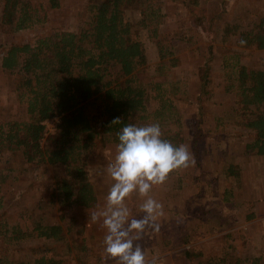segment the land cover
<instances>
[{
    "label": "rangeland",
    "instance_id": "1",
    "mask_svg": "<svg viewBox=\"0 0 264 264\" xmlns=\"http://www.w3.org/2000/svg\"><path fill=\"white\" fill-rule=\"evenodd\" d=\"M30 1L46 7L47 23L12 34L4 33L0 25V45L34 44L39 36L54 28L78 33L88 17L90 0H56L59 4L56 9L50 7V0ZM152 3L160 5L164 21L158 37L151 36L149 30L141 33L139 40L146 64L138 69L137 77L147 86L160 84L161 91L173 100L181 127L174 117L169 121L170 128L183 131L185 145L195 163L171 173L164 185L149 193L164 205L165 216L158 221L159 231L146 230L136 243L146 258L149 261L156 258L157 264H264V156L246 152V145L252 141L251 132L237 124L240 106L235 93L227 91L232 83L229 77L236 75L239 66L264 69V50H242L237 46V37L225 35L229 26L247 30L263 20L264 0H199L198 4L192 0H152ZM3 4L4 0H0V19ZM137 7L136 0L124 7L127 18L133 22L142 17ZM1 52L0 122L23 119L26 108L17 102L18 81L2 68ZM207 64L211 66L216 89L209 99L199 101L202 87L199 72ZM110 74L112 78L117 76L115 69ZM160 105L153 97L148 101L151 111ZM95 109L92 107L90 112ZM188 121L204 131L197 151L192 144L199 128H189ZM46 122L43 146L50 145L49 138L56 133L58 124L57 120ZM116 146L100 145L83 159L86 177L99 198V208L112 184L106 167L114 159ZM0 170L7 175L1 189L4 211L0 213V225L7 220L8 228L18 225L28 233L42 221L62 225L66 233L63 242L26 238L10 243L11 234L0 235V260L31 261L42 250L49 254L54 249L63 264H114L102 256L105 230L99 223L88 221L89 211L54 200L56 179L69 176L65 167L27 164L18 154L0 152ZM141 202L135 193L126 200V206L133 212L130 219L143 215L139 211ZM78 231L87 242L85 252L68 249ZM189 248L200 254L191 263L181 253Z\"/></svg>",
    "mask_w": 264,
    "mask_h": 264
},
{
    "label": "trees",
    "instance_id": "2",
    "mask_svg": "<svg viewBox=\"0 0 264 264\" xmlns=\"http://www.w3.org/2000/svg\"><path fill=\"white\" fill-rule=\"evenodd\" d=\"M192 1L198 4L199 0ZM136 2L142 16L137 22L129 20L124 10L132 0H90L87 20L78 33L54 28L39 36L34 44L0 45L2 68L16 77L17 102L26 108L25 118L0 122V152L18 154L27 164L65 167L69 176L56 179L53 192L54 200L61 204L82 207L89 212L99 208V198L86 177L83 159L100 145H117V132L128 124L144 126L158 122L163 139L175 146L185 145L183 131L170 128L169 121L174 117L181 127V117L173 100L161 91L160 84L147 86L137 77L138 69L146 64L139 40L141 33L149 30L151 36L158 37L164 14L152 0ZM50 7L56 9L59 4L50 0ZM48 19L44 5L37 6L30 0H4L0 25L4 33L12 34L46 24ZM225 35L237 37V46L242 50L262 51L264 19L247 30L229 26ZM112 69L116 70L115 78L110 74ZM199 76L202 84L199 101L207 100L216 89L211 66L201 68ZM229 79L232 83L227 91L235 93L240 106L237 124L251 132L252 141L246 145V152L264 156V69L241 65ZM151 97L161 104L154 111L148 106ZM92 107H96L93 113ZM54 117H59L60 123L49 138L50 145L43 146L44 123ZM117 118L120 123L112 124ZM188 126L193 130L199 128L192 144V149L197 151L205 137L204 131L193 121H188ZM3 172L0 170V213L4 211L2 183L7 179ZM8 225L7 220L1 222L0 235L11 234L10 243L26 238L63 242L66 237L60 224L41 221L28 233L18 225L11 228ZM71 231L68 229V233ZM81 233L78 231L71 240L69 250H87ZM53 250L49 254L42 250L31 261L3 258L0 264H63ZM181 253L188 263L200 257L194 248Z\"/></svg>",
    "mask_w": 264,
    "mask_h": 264
},
{
    "label": "clouds",
    "instance_id": "3",
    "mask_svg": "<svg viewBox=\"0 0 264 264\" xmlns=\"http://www.w3.org/2000/svg\"><path fill=\"white\" fill-rule=\"evenodd\" d=\"M245 41H241V44ZM117 118L112 124L120 123ZM119 143L114 159L107 165L106 173L112 184L104 204L88 213L92 223L105 230L102 256L114 264H157L149 261L142 247L136 243L146 230L159 231V219L165 216L164 205L149 193L166 183L169 175L187 169L195 163L187 145H173L163 139L158 122L144 126L128 124L117 132ZM137 194L142 201L140 218H131L126 200Z\"/></svg>",
    "mask_w": 264,
    "mask_h": 264
},
{
    "label": "built area",
    "instance_id": "4",
    "mask_svg": "<svg viewBox=\"0 0 264 264\" xmlns=\"http://www.w3.org/2000/svg\"><path fill=\"white\" fill-rule=\"evenodd\" d=\"M58 119H60L59 117H54V118H52V119H50V120H57V122H58V124L60 123V121H58ZM49 121V120H48ZM45 124V123H44ZM46 124H47V122H46ZM45 124V125H46ZM58 124H57V126H58ZM57 126L55 127V129L57 128Z\"/></svg>",
    "mask_w": 264,
    "mask_h": 264
}]
</instances>
